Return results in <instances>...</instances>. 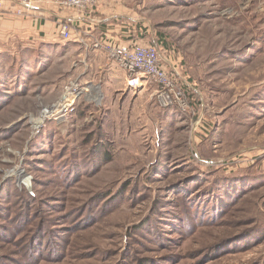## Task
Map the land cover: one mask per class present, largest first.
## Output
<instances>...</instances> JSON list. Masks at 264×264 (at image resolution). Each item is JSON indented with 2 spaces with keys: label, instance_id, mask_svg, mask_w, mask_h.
<instances>
[{
  "label": "rangeland",
  "instance_id": "rangeland-1",
  "mask_svg": "<svg viewBox=\"0 0 264 264\" xmlns=\"http://www.w3.org/2000/svg\"><path fill=\"white\" fill-rule=\"evenodd\" d=\"M37 8L0 9V264H264V0H99L110 36L157 45L197 89L181 118L145 79L44 42L61 23L43 8L76 11ZM84 78L90 98L36 133ZM222 175L244 188L221 181L217 209Z\"/></svg>",
  "mask_w": 264,
  "mask_h": 264
},
{
  "label": "built area",
  "instance_id": "built-area-1",
  "mask_svg": "<svg viewBox=\"0 0 264 264\" xmlns=\"http://www.w3.org/2000/svg\"><path fill=\"white\" fill-rule=\"evenodd\" d=\"M18 4L23 10H38L37 4L43 0H0V9L5 2ZM61 6L74 9L77 13L88 17L95 23L104 22L102 16H95L98 12L99 0H56ZM22 10V11H23ZM115 19H119L115 17ZM61 37L65 40L70 39L72 33L71 19H59ZM78 28V26H77ZM76 37H84L75 32ZM91 42L85 44L86 48L99 49L104 51L110 60L114 61L121 69L125 70L131 78L129 84L138 86L141 79H145L156 86V100L163 108H177L181 112L190 111L188 101V90L197 89L187 79H183L175 64L167 59L159 47L155 44H145L138 40H106L89 35ZM110 39V38H109ZM169 66V67H168ZM179 79L183 85L179 84ZM89 87L84 84L72 81L65 87L63 94L51 106L43 109L41 117H35L32 120L33 128L39 133L42 128L52 120H60L67 116L68 111L81 98H90ZM36 122V123H35Z\"/></svg>",
  "mask_w": 264,
  "mask_h": 264
},
{
  "label": "crops",
  "instance_id": "crops-1",
  "mask_svg": "<svg viewBox=\"0 0 264 264\" xmlns=\"http://www.w3.org/2000/svg\"><path fill=\"white\" fill-rule=\"evenodd\" d=\"M40 10V9H39ZM43 13H49L50 15H52L54 20L57 19V21L61 18L63 19H71V21L74 23V25H77L78 27L85 29L86 27H91V29H97L100 30L101 28L103 29H107L108 33H113V32H119V28L116 27L117 24L115 25V23H111L113 21H115V17H120L119 14L115 13H104L101 8H98V13H100L102 15V17L104 18V21H110L109 23L102 24L101 26H99L98 28H95V25H99L101 23H95V21L88 19V17H85L77 12H67V13H62L59 11H55V12H51L49 9L47 8H43ZM116 21H119L118 19H116ZM91 23V25H90ZM48 25V24H47ZM82 30V32H79V34L81 36H83V33H88L89 31H84ZM74 35L70 38V39H63L62 37H53V36H48L45 35L44 37L41 36V39H44V42L47 43H59L62 45V47H71V49H77V50H82L83 54H82V59L85 60V62H88L89 64H87V66L89 65L90 67V72L91 73H98V72H103L105 73V75L108 77L109 80H111L113 71H116L115 67H118L122 73H124L125 76H128L127 72L123 69H121L114 61L110 60L109 57L107 56V54L99 49H93V48H86L85 44H89L91 42V38L87 37L84 35V37H76L75 32L73 33ZM114 34V33H113ZM110 39H116L114 36H109ZM81 60V59H80ZM79 60V61H80ZM82 63L80 61V67H81V71L83 66H81ZM85 72V71H84ZM84 72H81V75H84ZM106 77V78H107ZM119 77V76H118ZM82 84H86V85H91L88 86L90 89L96 90L94 87H92L93 85L90 84L88 81L82 80ZM128 85V84H126ZM170 110L173 114H176V117L181 118L182 116L179 114V112L177 110L173 109H168Z\"/></svg>",
  "mask_w": 264,
  "mask_h": 264
},
{
  "label": "trees",
  "instance_id": "trees-1",
  "mask_svg": "<svg viewBox=\"0 0 264 264\" xmlns=\"http://www.w3.org/2000/svg\"><path fill=\"white\" fill-rule=\"evenodd\" d=\"M95 16H102L100 13H98V12H96L95 14H94ZM107 22L109 23L110 21H107V20H105L104 22H102L101 24H99V25H95V28H98L99 26H101L102 24H107ZM94 30H97V29H92V31L94 32ZM100 31H101V37L99 36V38H101V39H106V40H112V39H109V33H108V30L107 29H103V28H101L100 29ZM112 36V35H111ZM115 40H117V42H119V41H121L122 39H120V37H117ZM129 40H138V41H140V42H142L141 41V39L139 40L138 38H134V37H132V38H128L127 39V41H129ZM142 43H145V44H152L151 42H142ZM194 93H196L197 94V92L196 91H194V90H188V97H189V99L191 100V98L193 97V94ZM175 110H177L178 112H179V114L181 115V116H184L185 117V115L187 114L186 112H181L180 110H178L177 108H174ZM234 176V175H233ZM232 175H222V177H220V178H217L216 180H212L213 181V183L215 184V187H216V185H217V187L218 188H216L217 189V191H215L214 190V188H211V190H209V191H211L212 192V194H213V196L212 197H210V194H207L208 195V198L210 199V204H212L211 206L212 207H216L217 209H219L220 208V206H221V203H220V199H226L227 200V194L228 195H230L231 193H234L233 192V186L232 187H230L229 189H226V190H223V188H220V187H222L221 186V181H224L225 183H224V185L227 187L228 185L227 184H231L232 183V185H238V189H240V188H242L243 187V185H242V182H239L240 181V179H236V178H238V177H233ZM244 188V187H243ZM224 191L223 193H222V191ZM207 192H208V190H207ZM216 192H218L219 193V200L217 199V193ZM235 194V193H234ZM190 195H192L191 193L188 195V196H190ZM195 196V195H194ZM223 196H225V198L223 197ZM207 197V196H206ZM208 206H209V204H204V203H201L200 205H198L197 206V208H198V210L199 211H201L200 212V214L202 215L204 212H202L203 210H202V208L204 207V211H206V209L208 208ZM213 210L214 211H217V210H215L214 208H213Z\"/></svg>",
  "mask_w": 264,
  "mask_h": 264
},
{
  "label": "bare ground",
  "instance_id": "bare-ground-1",
  "mask_svg": "<svg viewBox=\"0 0 264 264\" xmlns=\"http://www.w3.org/2000/svg\"><path fill=\"white\" fill-rule=\"evenodd\" d=\"M138 83L140 84V82H139V81H137V83H133V84H138Z\"/></svg>",
  "mask_w": 264,
  "mask_h": 264
}]
</instances>
